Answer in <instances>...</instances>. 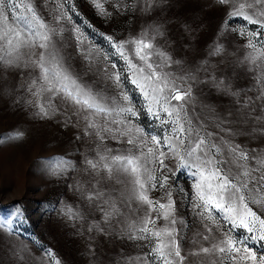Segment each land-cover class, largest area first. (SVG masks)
<instances>
[{"label":"rangeland","instance_id":"obj_1","mask_svg":"<svg viewBox=\"0 0 264 264\" xmlns=\"http://www.w3.org/2000/svg\"><path fill=\"white\" fill-rule=\"evenodd\" d=\"M20 2L30 4L56 30L52 38L55 49L78 83L118 104L124 103L122 95L129 97L137 115L122 118L142 134H136L135 147L126 142L127 137L105 135L101 140L88 127L85 116L101 125L103 118L93 117L60 94L45 91L34 95L31 82L42 83L38 68L25 67L24 62L20 66L0 62V264H162L153 251L157 238L137 230L148 215L155 219L153 231L175 230L181 257H169L172 264H261L264 201H247L255 217L246 216L244 224L252 232L239 220L233 226L222 213L213 210L209 214L195 206L191 170L180 168L179 159L162 145L163 136L171 134V125L161 123L167 119L163 113L161 119L148 114L144 97L131 83L128 63L117 50L123 45L132 63L140 64L134 42L151 43L152 59L157 60V52L165 53L171 63L164 71L178 78L181 89H191L185 110L201 135L211 133L213 140H227L232 136L227 130L230 127L233 132H243L232 137V143L264 152V132H244L259 128L252 119L260 114L259 108L241 123L237 103L245 94L255 97L258 91L260 70L247 59L253 51L250 44L264 51V27L249 23L242 15H231L245 0ZM245 11L250 14L247 8ZM5 12L9 23L17 25L14 10ZM31 51L35 53L32 59H37L45 50L36 47ZM219 81L230 90L218 86ZM41 105L47 115L41 113ZM18 132L23 135L18 137ZM153 135L161 137V150L166 153L163 166L147 152L154 147ZM101 146L111 149L112 155L131 151L142 159L147 157L149 171L144 177L155 179L146 182V194L156 207L157 202L172 201L169 220L174 219V224L136 199L130 175L120 173L117 182L104 169L96 173L89 168L86 160L97 159ZM63 161L71 166H62ZM100 174L105 179L98 183ZM95 189L104 195L89 199ZM113 201L119 214L106 218ZM222 241L229 242L224 252L219 251L225 247ZM204 248L210 251L205 253Z\"/></svg>","mask_w":264,"mask_h":264},{"label":"snow or ice","instance_id":"obj_2","mask_svg":"<svg viewBox=\"0 0 264 264\" xmlns=\"http://www.w3.org/2000/svg\"><path fill=\"white\" fill-rule=\"evenodd\" d=\"M225 2L227 0H221V3ZM245 8L250 11V14L245 11ZM5 9L14 10L13 18L18 21L17 25L9 23V15ZM231 15H242L249 23H259L264 27V0H250V2L245 0L239 4L238 8H235ZM0 25H2L0 27V62L10 66H20L21 62H24L25 67L31 66L40 70L39 81L42 83L37 80L31 82L34 95L39 96L45 91L53 95H62L79 105L81 109L90 112L93 117L98 116L104 119V124L101 125L96 120L85 116V119L88 120V127L94 129V134L101 140L105 138V135L113 139L127 137L126 142L133 147L136 146V134H142V130L134 128L130 122L126 124L125 119L122 118H126L129 114L137 115L131 106L129 97L126 94L122 95L124 103L118 104L114 100L93 93L78 83L77 79L65 68L55 49L52 38L56 34V30L47 25L30 4H24L20 0H0ZM134 43L136 46L135 57L140 61V64L132 63V60L125 55L123 45L117 50L128 63L132 73L131 83L139 89L144 97L148 114L155 119H161V113H163L167 119H161V123L171 125V134L163 136L162 145L179 159L180 168L191 170L195 180L194 188L197 200L195 206L203 208L204 212L209 214L213 210L222 213L233 226L239 220L241 225L248 227L244 224V218L246 216L255 217V213L248 208L247 201L251 200L253 203L264 201V152L246 149L239 143H232V137L243 134V132H233L230 127L227 130L232 133V136L227 140L223 137H220L218 141L213 140L211 133L201 135L193 127L185 110V105L191 99V89H181L176 83L178 78L164 71V68L171 63V58L163 52H157L155 53L157 60H153L152 49L154 46L151 43H147L143 39ZM36 47L45 51L41 52L37 59H32L35 53L31 49ZM250 47L253 48V51L247 59L260 70V75L257 77L258 91L255 97L245 94L242 101L238 100L237 103L240 105L241 123L259 108L260 114L252 117L259 124V128L252 127L244 130V132L256 133L257 131L264 132V123H261L264 121V51L257 50L251 44ZM115 79L119 81L118 73L115 75ZM218 86H223L225 91L230 90L223 84V81H219ZM232 95L239 96L240 94L233 92ZM173 101L177 103L173 104ZM256 101L261 103L257 104ZM40 111L44 115L48 114L43 105H41ZM111 125H116V127ZM16 135L19 137L23 133L18 132ZM186 140L188 143L185 146ZM151 142L154 147L147 149L148 155H151L153 159H159L163 166L162 158L166 156V153L161 150V137L153 135ZM101 152L97 153V159L86 160L89 168L96 173H100V170L104 169L109 178L115 175L117 182H119L120 173L130 175L133 177L136 199L147 204L150 211H160L163 218L169 220L174 211L172 201L169 199L167 204L157 202L158 207H156L146 194V182L155 179L151 175L144 177V173L149 171L145 167L147 157L142 159L131 151L126 155H112V150L103 146H101ZM63 165L71 166L67 161H63ZM93 178L97 177L93 176ZM104 179L105 176L100 174L98 183ZM103 195L102 191L95 189L88 198L99 199ZM110 206L112 211L105 213L106 218L113 214H119V209L116 208L114 201ZM68 211L72 212L71 209ZM169 222L174 224L175 220L172 219ZM260 223L264 225V220ZM140 225L137 228L139 232L150 233L157 238V244L153 251L160 256L162 264H172L169 257H181L179 247L175 242L174 229L166 227L153 231L155 219L151 215L145 216L140 221ZM248 231L252 232L253 228L248 227ZM252 238L255 239V237ZM260 239L264 240V235ZM228 243V241H222L225 247H220L219 251L224 252ZM236 243L241 242L237 241ZM233 246L235 247V245ZM202 251L207 253L210 249L204 248ZM236 251H240V249L236 248ZM251 258L255 260L254 253ZM261 264H264V258H261Z\"/></svg>","mask_w":264,"mask_h":264}]
</instances>
